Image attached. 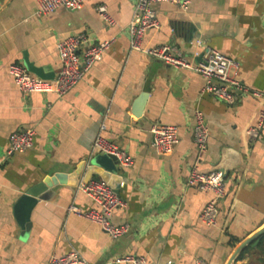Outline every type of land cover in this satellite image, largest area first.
Listing matches in <instances>:
<instances>
[{
  "label": "crops",
  "instance_id": "crops-1",
  "mask_svg": "<svg viewBox=\"0 0 264 264\" xmlns=\"http://www.w3.org/2000/svg\"><path fill=\"white\" fill-rule=\"evenodd\" d=\"M137 0H86L82 8L37 14V0H0V261L46 264L52 254L77 251L86 264H116L127 254L146 264H227L237 246L264 226V126L262 101L236 94L224 102L205 90L194 69L177 68L132 49L128 26ZM115 18L108 24L97 7ZM161 26L146 31L143 47L174 45L196 63L206 47L237 61L235 78L264 93V0H191L187 7L154 5ZM87 33L111 47L68 93H23L10 73L21 64L34 76L53 80L60 68L59 41ZM198 41L202 44L199 45ZM141 98L144 99L140 105ZM201 111L210 136L205 152L195 142ZM156 123L176 125L180 141L167 155L152 146ZM32 127V148L8 154L13 132ZM258 129L257 136L249 131ZM102 135L134 160L121 167L94 150ZM193 168L222 171L226 195L219 222L200 214L212 196L188 184ZM107 180L125 206L110 216L130 229L112 238L97 222L68 210L99 206L78 189L81 182ZM46 181L47 191L19 221L15 207L30 187ZM252 246V245H250ZM259 242L237 264H264ZM126 264V263H117Z\"/></svg>",
  "mask_w": 264,
  "mask_h": 264
},
{
  "label": "built area",
  "instance_id": "built-area-1",
  "mask_svg": "<svg viewBox=\"0 0 264 264\" xmlns=\"http://www.w3.org/2000/svg\"><path fill=\"white\" fill-rule=\"evenodd\" d=\"M37 14L46 15L60 8L77 10L82 8L86 0H37ZM159 2H169L187 7L191 0H137L134 6L132 19L128 26L130 44L132 49L143 50L153 57L177 68H190L199 72L206 80L205 90L218 99L232 103L237 93H249L258 96L261 109L258 118V129L264 126V93L251 90L235 78V70L239 63L220 51L206 47L202 52H196L200 60L194 63L184 57L174 45H160L154 48L143 47L144 35L149 29H159L161 26L154 5ZM99 14L110 25L115 24V18L105 4L97 7ZM113 40H100L93 42L87 33L74 34L59 41L58 50L61 59V68L53 80L43 79L31 74L21 64H13L10 73L15 83L23 93H56L63 96L72 90L99 61L103 54L111 47ZM201 45L202 42L198 41ZM258 129H251V136L258 135ZM152 146L160 155L170 154L180 141L179 129L176 125L156 123L151 128ZM36 131L32 127H25L13 132L10 136L8 154L24 152L33 147ZM210 131L204 121L201 111L195 115L194 137L197 147L205 152L209 141ZM94 150L111 154L117 157L121 167L133 164V158L116 143L102 135L97 136L93 142ZM188 184L200 190L211 192L212 196L200 214V220L209 226H216L219 222L220 203L226 195V180L222 171L200 172L193 168L187 178ZM78 189L91 198L99 209L83 211L76 205L69 206L68 210L89 220L97 222L112 238L123 236L130 229L128 223L115 224L110 216L115 210L125 206L124 200L115 188L104 179H93L81 182ZM114 263L146 264L147 258L141 255L127 254L114 259ZM0 264H3L0 261ZM46 264H86L85 259L77 252L70 251L58 256L52 254ZM195 264H207L199 258Z\"/></svg>",
  "mask_w": 264,
  "mask_h": 264
},
{
  "label": "water",
  "instance_id": "water-1",
  "mask_svg": "<svg viewBox=\"0 0 264 264\" xmlns=\"http://www.w3.org/2000/svg\"><path fill=\"white\" fill-rule=\"evenodd\" d=\"M143 100L144 99L141 98L140 105L142 104ZM106 155H108L109 157L116 160V162H118V159L116 156L111 155V154H106ZM47 189H48V185L46 181H43V182L33 185L24 194L20 196L16 204L15 211L18 214L20 213V210L23 209V207H25L23 209V214L20 213L18 217L22 226H24L23 221L26 219V216L29 215L32 208L37 204L38 199L44 194L45 191H47ZM263 234H264V226H262L255 233H253L252 235L247 237L245 240H243L234 250L227 264H235L239 256L246 250V248H248L250 245L256 246L258 244L259 238Z\"/></svg>",
  "mask_w": 264,
  "mask_h": 264
},
{
  "label": "trees",
  "instance_id": "trees-1",
  "mask_svg": "<svg viewBox=\"0 0 264 264\" xmlns=\"http://www.w3.org/2000/svg\"><path fill=\"white\" fill-rule=\"evenodd\" d=\"M252 246H249L248 248H246V250L239 256L238 260L243 259L244 255L251 249ZM259 247H261L262 249V253L264 254V234L259 238ZM264 260V258H263ZM237 261L235 264H237Z\"/></svg>",
  "mask_w": 264,
  "mask_h": 264
}]
</instances>
